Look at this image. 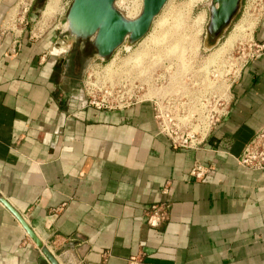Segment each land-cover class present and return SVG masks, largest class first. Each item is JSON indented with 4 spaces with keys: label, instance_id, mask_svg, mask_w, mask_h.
<instances>
[{
    "label": "crops",
    "instance_id": "1",
    "mask_svg": "<svg viewBox=\"0 0 264 264\" xmlns=\"http://www.w3.org/2000/svg\"><path fill=\"white\" fill-rule=\"evenodd\" d=\"M2 29L0 198L59 264H264V169L236 160L264 128V49L204 146L173 150L148 104L78 106L84 69L70 44ZM252 41L264 44V9ZM195 163L212 168L202 182L188 175ZM160 203L169 220L151 229L143 211ZM44 260L0 203V264Z\"/></svg>",
    "mask_w": 264,
    "mask_h": 264
},
{
    "label": "built area",
    "instance_id": "2",
    "mask_svg": "<svg viewBox=\"0 0 264 264\" xmlns=\"http://www.w3.org/2000/svg\"><path fill=\"white\" fill-rule=\"evenodd\" d=\"M153 27L152 25L151 30ZM20 32L22 30L16 33ZM151 40L143 38L136 46L124 43L109 61L99 60V63L90 66L83 78L80 93L74 100L81 109L92 108L107 112L148 104L159 133L168 139L171 149L197 151L229 114L231 87L242 69L260 56L264 44H256L250 40V53L243 58L240 67L235 70L232 68L231 84L218 96L214 94V80L212 83L202 79L199 85L196 82L198 87L195 91L194 88L183 89L181 82L187 74L186 70H178L176 76L175 73L169 75L172 66L165 67L167 62L164 60L168 59L158 58V47ZM133 47L135 50L129 57L118 58V54H127ZM136 52L145 53L139 62L134 61ZM199 73L207 74L205 70H200ZM263 131L264 128L236 159L242 168L252 171L264 169ZM211 171V167L195 163L188 175L194 182H202ZM170 209L169 203L149 206L143 211L145 224L151 229L159 228L169 220ZM128 264H143L142 256L130 258Z\"/></svg>",
    "mask_w": 264,
    "mask_h": 264
},
{
    "label": "rangeland",
    "instance_id": "3",
    "mask_svg": "<svg viewBox=\"0 0 264 264\" xmlns=\"http://www.w3.org/2000/svg\"><path fill=\"white\" fill-rule=\"evenodd\" d=\"M31 1L30 3V0H0V24L5 27L1 32H19L27 28L32 40L40 39L47 33H53L60 42L65 41L72 46L70 50L74 55L77 72L78 67L82 65L85 76L89 67L99 63V59L95 57V51L88 43L83 47L64 36L63 26L66 24L65 18L72 0H58L56 9L50 15L43 14L49 0L44 3L40 0ZM188 3L190 0H169L159 16L155 18L153 24H158L154 29L157 54L160 56L168 54L165 57L168 60L164 61L167 62L165 67L172 66L169 75L172 76L175 73L176 76L178 70H186L187 74L181 82L183 89L194 88L195 91L198 87L196 82L199 85L202 79L212 83L214 80V94L221 96V93L231 84L233 70L240 67L243 58L250 53L248 46L263 14L264 0H241L239 10L231 24L216 41L210 40L206 31L210 0H202L195 5L191 3L188 5ZM115 5L125 17L135 19L142 9V0H116ZM198 16H203L201 27L194 22ZM62 47L61 44H57L53 45L52 49ZM134 50L135 47L127 54L121 52L118 58L125 59ZM116 53L115 51L112 57ZM200 70H205L207 74L199 73ZM262 133L264 136V131Z\"/></svg>",
    "mask_w": 264,
    "mask_h": 264
},
{
    "label": "water",
    "instance_id": "4",
    "mask_svg": "<svg viewBox=\"0 0 264 264\" xmlns=\"http://www.w3.org/2000/svg\"><path fill=\"white\" fill-rule=\"evenodd\" d=\"M45 2L46 0H40ZM116 0H72L66 15L64 36L77 44L88 43L99 60H107L125 42L135 45L150 31L156 17L169 0H142L138 17L127 19L115 7ZM241 0H210L207 35L212 41L220 38L239 10ZM75 44V45H77ZM84 47V46H83ZM0 203L16 218L28 237L44 256V264H59L37 238L24 218L3 198Z\"/></svg>",
    "mask_w": 264,
    "mask_h": 264
},
{
    "label": "bare ground",
    "instance_id": "5",
    "mask_svg": "<svg viewBox=\"0 0 264 264\" xmlns=\"http://www.w3.org/2000/svg\"><path fill=\"white\" fill-rule=\"evenodd\" d=\"M200 1H202V0H190V3H191V5L192 4H196V3H198V2H200ZM57 3H58V0H49L48 1V3H47V5H46V8H45V10H44V12H43V14L44 15H50L51 13H53L54 12V10L56 9V7H57ZM190 3H188V5L190 4ZM115 4H116V1H115ZM118 4V3H117ZM115 7H116V5H115ZM186 7V6H185ZM141 12V11H140ZM180 12V11H179ZM178 12V13H179ZM182 15V14H181ZM175 16V15H174ZM179 16V15H178ZM176 17H177V15H176ZM203 17V16H202ZM201 16H198L196 19H195V24H198L197 26H200L201 27V24L203 23V18H202ZM127 18V17H126ZM173 18V17H172ZM182 18V17H181ZM127 19H129V18H127ZM130 20H133V19H130ZM164 21L166 20V19H163ZM162 20V21H163ZM161 21V22H162ZM182 21V20H181ZM160 22V21H159ZM183 23V22H182ZM165 24V23H164ZM254 24V23H253ZM253 24L251 25V27L253 26ZM154 27H153V30H151V33H150V31H149V33L144 37V38H151L152 40V43L154 44V42H157L156 41V38H154V29L157 27V25L158 24H156V25H154V24H152ZM179 25V24H178ZM176 26H177V24H176ZM180 26V25H179ZM64 29L66 30L67 29V24H64ZM152 27V26H151ZM163 27V26H162ZM174 30V29H173ZM199 30V29H198ZM163 34H164V32H163ZM200 34V33H199ZM164 36V35H163ZM156 37H158L157 35H156ZM160 39V38H159ZM158 40V39H157ZM163 40V39H162ZM166 40V39H165ZM176 42V41H175ZM179 42V41H178ZM229 42V41H228ZM184 43V42H183ZM230 43V42H229ZM159 44H161V43H159ZM174 46V45H173ZM178 46H179V44H178ZM168 48H170V47H168ZM175 48V47H174ZM173 48V49H174ZM179 49V48H178ZM170 50H171V48H170ZM221 50V49H220ZM219 50V51H220ZM56 52H58V50H55ZM179 51V50H178ZM177 51V52H178ZM181 51V50H180ZM162 53V52H161ZM164 53H166V52H164ZM135 55H136V58L134 59V61L135 62H139L141 59H142V56H144L145 55V53H139V52H136V53H134ZM214 54V53H213ZM168 54H163L162 56H160V55H158V58L159 59H162L163 57L165 58L166 56H167ZM213 57H211V59H212ZM211 61V60H210ZM208 64V63H207Z\"/></svg>",
    "mask_w": 264,
    "mask_h": 264
}]
</instances>
